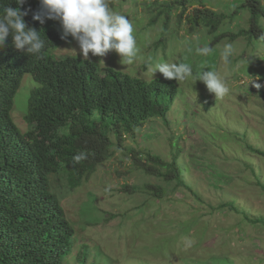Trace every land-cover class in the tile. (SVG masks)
<instances>
[{"label": "rangeland", "instance_id": "1", "mask_svg": "<svg viewBox=\"0 0 264 264\" xmlns=\"http://www.w3.org/2000/svg\"><path fill=\"white\" fill-rule=\"evenodd\" d=\"M176 1L112 0L111 10L133 24L139 51L131 65L115 52L89 53L90 59L143 80L166 79L154 72L161 63H187L194 72L206 67L229 92L216 98L191 77L169 80L176 92L165 118L148 119L134 136H123L122 146L78 187L70 189L63 173L50 176L74 228L63 264H83L76 253L85 264H264V224L244 218L264 220V157L251 150L264 151V39L236 35L248 25L247 10L235 9L243 0ZM202 8L222 14L216 29L190 22ZM43 25L63 32L58 20ZM259 25L264 34V18ZM226 44L232 45L229 63L222 58ZM198 47L212 51L200 55ZM52 54L83 58L71 36ZM36 85L25 73L13 96L11 117L21 132ZM129 149L174 159L175 178L166 182L134 167ZM146 185L159 187V195Z\"/></svg>", "mask_w": 264, "mask_h": 264}, {"label": "trees", "instance_id": "2", "mask_svg": "<svg viewBox=\"0 0 264 264\" xmlns=\"http://www.w3.org/2000/svg\"><path fill=\"white\" fill-rule=\"evenodd\" d=\"M187 1L176 2L183 6ZM260 3L243 0L235 7L248 12L247 27L236 35L264 37ZM159 4L170 9L168 3ZM6 6L18 7L15 0H0V17ZM19 7L31 9L24 20L39 32L45 48L39 54L17 50L11 35L0 43V264H63L74 228L51 190L50 176L63 173L70 189L81 185L122 146L123 136H134L148 119L165 118L176 89L167 79L143 80L91 59L54 56L53 49L63 40L62 31L32 19L33 12L40 10L39 0H26ZM184 12L182 8L179 16ZM196 12L189 15L190 22L208 31L216 29L222 19L221 13L207 8ZM25 73L37 85L30 90L24 113L28 128L21 132L11 109ZM251 150L264 157V151ZM80 152H86L87 159L73 166V156ZM129 154L133 166L149 175L169 182L177 174L173 173L174 159L132 149ZM145 188L159 195V187ZM244 218L264 224L257 217ZM75 259L85 264L79 253Z\"/></svg>", "mask_w": 264, "mask_h": 264}, {"label": "clouds", "instance_id": "3", "mask_svg": "<svg viewBox=\"0 0 264 264\" xmlns=\"http://www.w3.org/2000/svg\"><path fill=\"white\" fill-rule=\"evenodd\" d=\"M15 2L18 7L6 6L4 15L0 17V43L11 35L17 50L39 54L45 48V41L41 39L39 32L28 27L24 20L31 9L20 10L19 6L24 5L26 0ZM111 2L112 0H39L40 10L33 12L32 19L40 24H44L46 19L58 20L63 29L61 39H67L68 36L75 39L86 60L90 59L89 53L92 56L104 57L109 52H115L124 63L131 65L139 51L133 35V24L126 16L113 12ZM211 51L209 47L196 49L198 54L205 56ZM231 55L232 45L226 44L222 52L225 63L230 62ZM205 68L194 72L192 66L187 63H161L156 66L154 72L158 70L168 80L183 81L191 77L195 82H203L216 98L225 96L229 92L225 81L215 71H205ZM255 86L260 87L259 84ZM86 159V152L74 155L73 166Z\"/></svg>", "mask_w": 264, "mask_h": 264}]
</instances>
